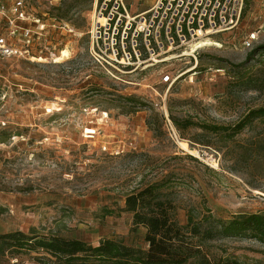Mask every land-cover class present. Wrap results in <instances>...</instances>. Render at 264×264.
<instances>
[{"label": "rangeland", "instance_id": "obj_1", "mask_svg": "<svg viewBox=\"0 0 264 264\" xmlns=\"http://www.w3.org/2000/svg\"><path fill=\"white\" fill-rule=\"evenodd\" d=\"M159 1L126 0L137 26ZM96 3L26 0L29 19L18 26L36 29L38 18L46 24L31 44L3 21L18 53L0 58V234L21 230L95 246L114 239L148 249L147 228L134 224L125 198L154 183L183 225L189 213L208 210L223 221L264 214V116L234 134L264 108V0H245L235 29L181 47L162 34L163 45L151 38L150 52L140 34L143 57L132 64L93 52ZM253 31L257 39L247 47ZM203 38L220 46L196 48L197 63L193 45ZM211 243L214 253L264 264V244L251 236ZM0 264L62 263L42 251H7Z\"/></svg>", "mask_w": 264, "mask_h": 264}, {"label": "trees", "instance_id": "obj_2", "mask_svg": "<svg viewBox=\"0 0 264 264\" xmlns=\"http://www.w3.org/2000/svg\"><path fill=\"white\" fill-rule=\"evenodd\" d=\"M260 116H264V108L252 110L235 126L234 134ZM161 186L154 183L125 198V208L133 213L134 224L147 228L148 249L130 247L121 240L103 239L95 246L82 239L17 230L0 234V253L9 251L14 256L21 251H42L62 264H82L77 261L90 259L98 264H249L231 254L214 253L211 242L220 237L251 236L264 244V214H240L223 221L208 210L200 215L189 213L183 225L175 217L174 205L162 199Z\"/></svg>", "mask_w": 264, "mask_h": 264}, {"label": "built area", "instance_id": "obj_3", "mask_svg": "<svg viewBox=\"0 0 264 264\" xmlns=\"http://www.w3.org/2000/svg\"><path fill=\"white\" fill-rule=\"evenodd\" d=\"M8 1H12L9 7L7 2L0 0V58L18 53L14 40L3 27L5 19L12 28L9 32L13 35L19 32L27 44L40 39L46 30V24L42 23L40 18L34 19L36 29L18 26V20L29 19L25 10L26 0ZM244 3L245 0H160L150 13L141 15L142 25L137 26V17H130L126 0H97L94 24L90 31L92 50L110 64H132L143 57L136 39L140 34L145 35V45L150 52L156 51L151 38L154 37L156 45L161 47L163 43L159 39L162 34L171 45L181 47L189 40L196 42L201 37L235 29L240 22ZM7 12L11 15L8 16ZM130 32L134 39L129 47L125 40L130 36ZM256 39L257 32L253 31L244 43L249 47ZM28 49L26 47L25 53H29ZM196 51L193 58L198 63ZM183 74H169L163 77V81L174 82Z\"/></svg>", "mask_w": 264, "mask_h": 264}, {"label": "bare ground", "instance_id": "obj_4", "mask_svg": "<svg viewBox=\"0 0 264 264\" xmlns=\"http://www.w3.org/2000/svg\"><path fill=\"white\" fill-rule=\"evenodd\" d=\"M192 44H193V43H192ZM207 45H209V46H210V45L220 46L219 43H217V42H212L210 38H206V39L203 38V40H201V41H199V42H197V43H195V44L193 45V47H194L193 49H194V51H195L196 48H202V47H205V46H207ZM67 53H69L68 50H63V55L66 56ZM192 69H195V66L192 67L190 70H192Z\"/></svg>", "mask_w": 264, "mask_h": 264}]
</instances>
